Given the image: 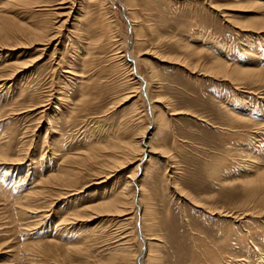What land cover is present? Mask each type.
<instances>
[{
	"label": "rangeland",
	"instance_id": "rangeland-1",
	"mask_svg": "<svg viewBox=\"0 0 264 264\" xmlns=\"http://www.w3.org/2000/svg\"><path fill=\"white\" fill-rule=\"evenodd\" d=\"M59 1L0 0L50 39L0 31V264H135L141 205L147 264H264V0Z\"/></svg>",
	"mask_w": 264,
	"mask_h": 264
},
{
	"label": "bare ground",
	"instance_id": "bare-ground-1",
	"mask_svg": "<svg viewBox=\"0 0 264 264\" xmlns=\"http://www.w3.org/2000/svg\"><path fill=\"white\" fill-rule=\"evenodd\" d=\"M95 1H98L99 3H100V5H102L103 7H102V9L104 10V13L107 15L108 13L110 14L111 13V15H112V10L111 9H109V6H107L106 5V0H95ZM67 1L66 0H60L59 1V3L58 4H64V3H66ZM120 3V2H119ZM2 4V3H1ZM57 4V5H58ZM105 6V7H104ZM24 7H25V0H3V5H2V8H4V9H6V12H5V14H8L9 12H12V11H14L15 13H17L16 12V10H24ZM101 7V6H100ZM125 7V6H124ZM59 8H61V7H59ZM129 11L130 12V10H129V7L128 8H126L125 7V9H124V11H123V15H125V16H127L129 13H127L126 11ZM60 12V11H59ZM53 13H55V12H53ZM5 14H3V15H1V13H0V18H2V21L0 22V31H4L6 28V26H7V29L6 30H9V34H8V36H10V37H13V38H15L18 42L19 41H24V43H26L25 42V40L27 41V40H29L28 42L29 43H37V44H42V45H44L45 44V46L47 45V44H49L50 43V39L48 40V41H46V42H41L42 41V26H36V27H33V26H25V22L24 23H18V24H15V22H14V20H13V17H8V16H6ZM10 14V13H9ZM12 14V13H11ZM57 14H58V12H57ZM67 14V13H66ZM17 15V14H16ZM55 15V14H54ZM15 16V15H14ZM58 16V15H57ZM60 16V15H59ZM112 16H108V18L109 19H107L108 20V23H107V25H108V27L109 28H115L116 26H115V21L113 20V19H110ZM130 19V18H129ZM134 16H132L131 17V19L129 20L130 21V23L132 22V24L134 23ZM262 19V18H261ZM23 20V19H22ZM59 21V20H58ZM68 21V20H67ZM57 22V21H56ZM63 22V21H62ZM131 24V25H132ZM134 25V24H133ZM132 25V26H133ZM257 27V26H256ZM258 27L260 28V30H264V25H262L261 27L258 25ZM5 28V29H4ZM57 28V27H56ZM56 28H55V30H56ZM60 28H62V27H60ZM259 28H258V30H259ZM58 31V30H57ZM132 32H133V28H132ZM53 35V34H52ZM56 35V34H55ZM1 37V36H0ZM56 38V37H55ZM54 38V39H55ZM52 39V38H51ZM113 41V40H112ZM114 42V41H113ZM121 57V56H120ZM217 64V66H216V68H217V70H218V73H222L225 77H227V78H232L233 77V75L236 73V71H238V69H235V68H232V66H230L229 64H226V63H224V62H220V63H216ZM232 69V70H231ZM217 70H215V71H217ZM131 73H130V75H134L135 74V76H138L139 77V75L138 74H136L137 72H135V71H133V68L131 69ZM239 71H244V70H241V69H239ZM245 71H247V69H245ZM250 71H252V72H254V73H256V75L258 74V72H259V70H250ZM64 73H68V74H71V75H74V73L72 72V70H66ZM217 73V74H218ZM244 73V72H243ZM247 73V72H246ZM222 75V76H223ZM155 77V76H154ZM256 77V76H255ZM260 78V77H259ZM141 79V78H140ZM233 79V78H232ZM235 79V78H234ZM261 79V78H260ZM137 83V82H136ZM146 84H147V82H146ZM148 85V84H147ZM135 88H136V92H138V90H139V88H140V83H137V85L135 86ZM149 87L147 86V89L145 88V90H146V92L148 93V96H147V99H148V102L150 103V106H151V111H153V108H155V107H153V102H155V101H157V100H155V98L156 97H158V96H154V95H152L151 96V94H150V92H149V89H148ZM61 90V89H60ZM133 91V90H132ZM131 92V91H130ZM147 93H146V95H147ZM132 94V93H131ZM132 96V95H131ZM60 98V97H59ZM60 100V99H59ZM154 100V101H153ZM46 101V100H45ZM43 102V101H42ZM47 105H49L48 103H46V104H40L39 106H38V108H45ZM34 106V105H33ZM36 108V107H35ZM28 110V109H27ZM44 110H46V109H44ZM44 110H43V112H44ZM40 112V111H39ZM42 112V113H43ZM151 114H152V112H151ZM153 115H156V114H153ZM162 117V116H161ZM151 120H152V123L154 124V125H159V121H160V119L159 118H157V117H155V116H152L151 115ZM150 120L148 119V122H149ZM148 122H147V124H148ZM147 124H146V126H147ZM151 124V123H150ZM149 128V127H148ZM146 131H147V127L144 129V131L142 132V135H141V139L139 140V142H136V143H134L133 145H131L130 146V149H133V150H137V152H138V150H139V153H140V156H142L143 154H144V151H145V153H147V154H149V153H152L153 152V149L154 148H151V146L149 145V142H146L145 144H144V146H142V138L145 136V134H146ZM147 138V137H146ZM152 139V138H151ZM151 143V142H150ZM147 147L148 149H144V147ZM139 148V149H138ZM129 149V150H130ZM133 150H131L132 152H133ZM1 153V152H0ZM82 154V153H81ZM80 154V155H81ZM133 155H134V153H132ZM132 154H130V155H132ZM72 156V155H71ZM74 156V155H73ZM139 156V157H140ZM147 158H150V155H148V157ZM132 159V158H131ZM137 159V158H136ZM150 161L152 160L151 158L149 159ZM148 160V161H149ZM134 161H136L135 159H134ZM141 161V157L139 158V159H137V162H136V165L133 167V169H132V171H131V173H130V177H128L129 178V180L128 181H126V183H125V186L121 189L120 188V190L119 191H117L116 192V194L115 195H113L111 198H109V199H105V200H102L101 202L99 201V203H96L95 204V206H96V208H99V209H102L101 211H105V210H103V209H107V210H109V209H113V208H115L116 210H118V208H121V212L120 213H123V212H125L126 214H127V212H126V209H124V205L125 204H127V202L125 201L126 199H125V196H126V194H125V191H124V189H126V188H128V187H130V186H132L133 185V180H135V178L137 177V168H138V164H139V162ZM147 162V161H146ZM128 163H129V161H128ZM133 163V162H132ZM145 164V163H144ZM149 164V163H148ZM150 165V164H149ZM144 166V165H143ZM147 168V167H146ZM146 168L144 167V169H143V174L147 171L146 170ZM259 169V168H258ZM64 171V172H61V171ZM66 170L67 169H61V175H62V173H66ZM260 170H261V168H260ZM149 171V170H148ZM147 173V172H146ZM68 174V173H67ZM263 174V173H262ZM60 175V176H61ZM146 176V175H145ZM104 178V177H103ZM107 178V177H106ZM105 178V179H106ZM140 180H142V179H140ZM65 182V181H64ZM137 185H138V190L139 191H141L142 190V185H140L139 184V182L137 183ZM132 189H131V191L129 192V194H128V196H129V199H130V202H129V204L128 205H130L131 207L130 208H132V209H134L135 207V205H134V198H135V191H134V189L135 188H133V187H131ZM130 190V189H129ZM126 193H128V192H126ZM143 194V193H142ZM137 201H142V203H143V199H142V197H141V193L138 195V200ZM24 203V202H23ZM139 205H140V203H139ZM127 206V205H126ZM205 206V205H204ZM207 206V205H206ZM129 207V206H128ZM141 208H140V210H141V212H140V217H139V222H138V224H137V228H135V225L132 227L133 229H132V232L134 233V236H135V240H137V237L141 240V242L139 243V245H138V249L134 252L135 254H134V256H133V263H135V264H147V262L146 261H148V257H149V255L150 254H152V249H153V247L150 245V240L151 239H153L154 237H151V236H149V234L146 232L147 230H145V215H147L146 214V212H147V207H146V205H144V206H140ZM106 210V211H107ZM138 211V210H137ZM211 215H213V214H215V213H218L219 211H218V209L216 210L215 208H213V209H208L207 210ZM222 211V210H221ZM131 212V211H130ZM133 212V214L134 215H132V217L131 218H133V216H134V218L133 219H135L136 218V214H135V209L132 211ZM129 214V213H128ZM227 216V215H226ZM230 216V215H229ZM131 233V232H130ZM152 236H153V234H151ZM138 241V240H137ZM152 241V240H151ZM144 246V247H143ZM150 258V257H149Z\"/></svg>",
	"mask_w": 264,
	"mask_h": 264
}]
</instances>
